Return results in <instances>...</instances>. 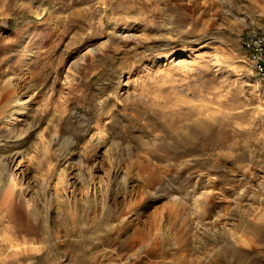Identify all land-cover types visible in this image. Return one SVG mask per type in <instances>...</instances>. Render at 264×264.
Returning <instances> with one entry per match:
<instances>
[{"label": "rangeland", "instance_id": "374dc122", "mask_svg": "<svg viewBox=\"0 0 264 264\" xmlns=\"http://www.w3.org/2000/svg\"><path fill=\"white\" fill-rule=\"evenodd\" d=\"M106 18L131 23L137 43L87 55L68 84ZM249 33L264 41V0H0V193L15 157L39 231L31 253L3 248L15 216L0 195V264H264V82ZM17 78L28 112L6 129L2 88Z\"/></svg>", "mask_w": 264, "mask_h": 264}, {"label": "bare ground", "instance_id": "6f19581e", "mask_svg": "<svg viewBox=\"0 0 264 264\" xmlns=\"http://www.w3.org/2000/svg\"><path fill=\"white\" fill-rule=\"evenodd\" d=\"M101 2V1H100ZM32 6V5H31ZM104 7V11L106 9V4L103 2L101 5ZM30 12L35 14L37 17L41 15H48V8L43 7V5H39L38 7H28ZM117 21V20H116ZM115 20H112L110 18L104 19L103 27L105 29V40L99 44L98 47L91 48L84 52L83 55L80 56V63L74 62L73 65L70 66V70L72 72L68 73L67 76V83H74L75 76L77 73H79L78 68L80 67L81 63L85 60L87 55L89 54H96L100 52H104L103 49H106L108 46L111 45L113 41H132L134 40L136 42L137 38L132 37L133 35L130 34V26L131 23H128L127 21L124 23V27L121 29L117 28V22ZM56 24V23H55ZM249 37V36H248ZM248 37H244L242 40V46L245 49L247 55H248V41L246 39ZM159 38V37H158ZM163 40H167V38L163 37ZM140 42L143 41V38L139 39ZM144 41H147L146 38ZM137 43V42H136ZM145 43V42H144ZM132 47V46H131ZM158 59V62L156 63V67L158 69H162L164 71L168 66V55L166 54H159L155 60ZM155 62V61H154ZM153 62V63H154ZM253 65V63H252ZM28 68V65H27ZM26 71V70H25ZM257 73L259 79L261 82H264V74H262L259 70H255ZM21 79H8L4 82V87L2 88L4 95L7 99L5 101V105L11 104V102H15L13 106H11V109L13 113H11L5 121V127L11 128L15 127V122L18 120V116L22 117L23 119L26 118L27 112H28V104L21 101V97L17 96L15 91L17 88L18 81ZM16 82V83H15ZM8 115V114H7ZM3 124V125H4ZM53 137L49 140L52 141ZM51 143V142H49ZM49 143H47L49 145ZM99 144H96V152L94 153L93 160L96 161L98 154H99ZM47 147V146H46ZM47 149V148H46ZM20 154V153H19ZM18 154V155H19ZM23 154V153H22ZM21 156V155H20ZM19 156H16V158ZM23 158V156H22ZM15 157H10V161L4 163L3 165V172L7 180V187L5 190H3L0 195L5 197L6 207L9 209L10 213H12L14 218V226L12 228L6 229L5 232L8 234V237H5L3 240V248H6L7 245L10 246L11 249H14L16 252L19 248L20 251L24 253H31L33 249H31L30 245L34 243L33 238L38 235L39 231L38 229L32 224L34 221H37L38 215L35 211V205L34 201L29 196V191L26 189H20L15 185L13 173H11V167L13 166L15 162ZM62 173V171H61ZM63 174V173H62ZM65 174V172H64ZM47 190L44 188V191ZM0 232H4V230H0ZM18 241H21L19 243ZM25 246V247H21ZM1 246V247H2ZM2 248H0V252ZM12 252V254L15 256L16 253ZM11 255L12 257H14ZM31 264V263H29Z\"/></svg>", "mask_w": 264, "mask_h": 264}, {"label": "built area", "instance_id": "2783aa9c", "mask_svg": "<svg viewBox=\"0 0 264 264\" xmlns=\"http://www.w3.org/2000/svg\"><path fill=\"white\" fill-rule=\"evenodd\" d=\"M248 41V60L253 63V69L259 70L264 74V41L263 37L254 33H249Z\"/></svg>", "mask_w": 264, "mask_h": 264}]
</instances>
